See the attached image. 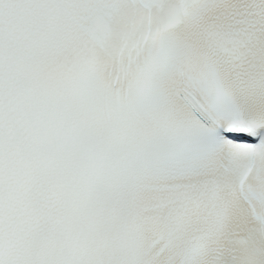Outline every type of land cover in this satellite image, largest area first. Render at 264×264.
<instances>
[{
	"label": "snow or ice",
	"instance_id": "snow-or-ice-1",
	"mask_svg": "<svg viewBox=\"0 0 264 264\" xmlns=\"http://www.w3.org/2000/svg\"><path fill=\"white\" fill-rule=\"evenodd\" d=\"M0 264H264V0H0Z\"/></svg>",
	"mask_w": 264,
	"mask_h": 264
}]
</instances>
